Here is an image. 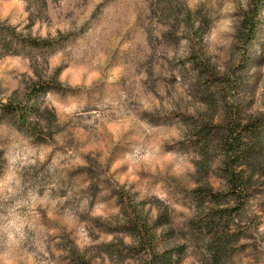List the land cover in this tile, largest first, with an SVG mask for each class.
<instances>
[{"label":"rangeland","instance_id":"obj_1","mask_svg":"<svg viewBox=\"0 0 264 264\" xmlns=\"http://www.w3.org/2000/svg\"><path fill=\"white\" fill-rule=\"evenodd\" d=\"M249 3L0 0V103L26 118L0 117V264H264V186L232 201L214 146L225 109L264 115Z\"/></svg>","mask_w":264,"mask_h":264},{"label":"trees","instance_id":"obj_2","mask_svg":"<svg viewBox=\"0 0 264 264\" xmlns=\"http://www.w3.org/2000/svg\"><path fill=\"white\" fill-rule=\"evenodd\" d=\"M263 14L264 0H250L247 10L241 13L238 31L239 39L244 45L256 40L264 23ZM196 41L192 40L194 45H196ZM27 45L35 49L42 48L41 44H36L33 41ZM57 89H59L58 85L50 84L46 87L36 88L35 91L47 93ZM24 111L12 103H0V117L11 115L15 116L19 123H26ZM225 114L226 120L223 127H219L221 130L214 143L215 148L222 155L218 170L220 178L225 183L227 196L242 206L244 202L251 199L256 186H264V115L240 121L238 115L231 114V110L225 109ZM197 138L201 142L204 140L202 135ZM194 141L197 142L198 139ZM195 194L199 195L200 193L196 191ZM211 196L213 195L211 194ZM215 201H218V197L215 198ZM130 205L129 203L125 204L128 226L136 233L138 244H146L150 241L149 232ZM217 213L222 217V211ZM145 264H173V261L172 256L165 252L152 255L149 263L145 262Z\"/></svg>","mask_w":264,"mask_h":264}]
</instances>
